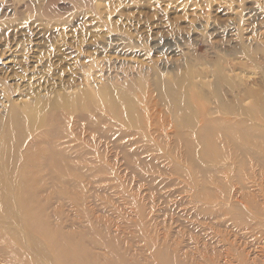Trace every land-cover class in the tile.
<instances>
[{"label": "rangeland", "instance_id": "rangeland-1", "mask_svg": "<svg viewBox=\"0 0 264 264\" xmlns=\"http://www.w3.org/2000/svg\"><path fill=\"white\" fill-rule=\"evenodd\" d=\"M108 78L135 83L131 128L51 107ZM11 107L0 264H264V0H0Z\"/></svg>", "mask_w": 264, "mask_h": 264}, {"label": "bare ground", "instance_id": "bare-ground-1", "mask_svg": "<svg viewBox=\"0 0 264 264\" xmlns=\"http://www.w3.org/2000/svg\"><path fill=\"white\" fill-rule=\"evenodd\" d=\"M108 41H109L108 44L105 45L107 47L104 46L98 49L97 53L104 54L109 52L110 50L108 51L106 50V48L108 49L111 48L113 53H120L122 52L121 51L122 48H126V47L131 48L134 45L133 41L131 40V36L127 31H120L114 38L108 39ZM170 45L171 44H169V46ZM160 49L161 51L168 52V51H173L174 48L172 46V47H161ZM246 54L250 55V53L248 52ZM106 58L108 59V57ZM221 68H224V66L222 62H219L218 69L221 70ZM151 71L153 73V77H155L157 75V70L151 69ZM152 80H153L152 86L153 88H155V91L161 97V98L158 97V100L159 101L162 100V105H164L167 101H171V99H168L167 97L168 88L165 89L164 86L159 87V85L156 83L154 78ZM134 85L135 83L128 81H126L125 83L118 84L117 82L114 81V79L108 78V80L105 81L104 85H102L99 89L93 92L95 95L94 99H92V97L90 96L89 91L86 90L82 91L79 94H75L71 96L55 95L54 102L51 107L67 115H74L77 113L78 115H81L79 111L85 113L88 111V113H92L95 115L96 111L99 110V112L102 113L101 114L102 116H105L110 119L114 118L117 124L120 125L122 128H131L132 125H134V122H136V120L139 118V115L133 117L131 115V111L137 112L135 104L136 103L140 104L141 102V100H139L140 94H137L135 90H134V94H136L135 97L131 95V93H133L132 90L134 89ZM216 91H217L216 86H213V94H215V98L219 99L218 92L216 93ZM237 107H238L237 105L232 107L225 106L221 108V111L222 112L230 111V114H236L238 111ZM167 108L175 110V107H167ZM259 109L262 110L264 114V109L261 107H259ZM15 110L16 109L14 107H11V109L6 110L4 116H0L1 125L5 124L0 136V144L3 145V147L9 146L8 141L11 135L13 134L16 135L19 141L21 138L20 135L23 134L16 129V125L19 123L18 120L16 119V116L19 117V115L16 114ZM179 113L182 114L180 119H178L175 116L176 114L175 115L173 114V117L175 116L174 121L177 122L178 127L183 128V125L185 126L187 124H192L194 122L196 115L193 114L188 109V107L186 106L182 107L179 110ZM6 124H9V126H6Z\"/></svg>", "mask_w": 264, "mask_h": 264}]
</instances>
